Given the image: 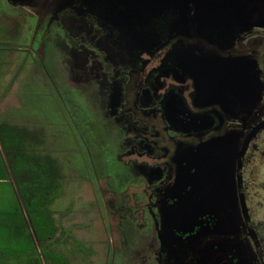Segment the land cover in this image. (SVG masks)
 Instances as JSON below:
<instances>
[{
    "label": "flooded vegetation",
    "instance_id": "1",
    "mask_svg": "<svg viewBox=\"0 0 264 264\" xmlns=\"http://www.w3.org/2000/svg\"><path fill=\"white\" fill-rule=\"evenodd\" d=\"M5 2L32 43L42 38L46 75L47 61L62 67L96 112L88 165L97 127L95 150L114 143L121 172L93 175L113 198L114 253L135 244L130 264H264V0Z\"/></svg>",
    "mask_w": 264,
    "mask_h": 264
},
{
    "label": "rangeland",
    "instance_id": "2",
    "mask_svg": "<svg viewBox=\"0 0 264 264\" xmlns=\"http://www.w3.org/2000/svg\"><path fill=\"white\" fill-rule=\"evenodd\" d=\"M7 8L5 0H0V124L8 123L24 129L26 135L30 136V140H27L29 146L35 148L38 157L49 156L59 171L57 184L55 188L52 187V196L56 194V197L39 196L35 204L42 203L41 214L37 213V210L32 212L27 204V212L33 220L40 219L41 215L44 217V209L52 210L57 217L60 234L67 236L61 237L59 234L53 240L55 259L51 264H106L109 244L112 245V250L108 256L110 259L114 256L116 258L108 264H130L128 258L133 262L135 244L133 247L127 246L122 252L114 253L120 238L117 233L112 234L118 221L111 214L107 200L113 198L110 195H101L100 189H104L106 183L100 179L95 181L93 177L102 176L105 171L121 172L112 161L114 143L109 142L112 149L108 153L105 150L101 153L95 150V145L99 148L97 141L105 135L103 127H97L92 135L93 138L96 137V144L95 139L91 142L96 167L88 165L84 141L87 133L84 127L85 115H96V112L88 109L80 93L69 89V83L64 76L67 71L63 72L62 67H58L57 71V68L47 61L51 77L46 75L42 57H39L42 55L37 56L36 53L42 38L32 43L29 35L31 30L28 33V28L25 31L24 24L18 18L5 14ZM17 13L19 16L20 13ZM28 46L32 49L31 53L35 51L37 64L28 58ZM64 66L66 67V61ZM59 90L64 93L67 104L59 98ZM107 132L117 142L116 131ZM36 162L42 160L37 158ZM263 178V175L258 176V186L264 183ZM36 187L40 189V185ZM120 202L116 201V205ZM16 204L17 200L13 198L11 210ZM262 210L264 211V208ZM104 225L108 227V233ZM54 227H57V224H54ZM129 235L138 243L132 229H129ZM66 242L70 244L67 245Z\"/></svg>",
    "mask_w": 264,
    "mask_h": 264
},
{
    "label": "trees",
    "instance_id": "3",
    "mask_svg": "<svg viewBox=\"0 0 264 264\" xmlns=\"http://www.w3.org/2000/svg\"><path fill=\"white\" fill-rule=\"evenodd\" d=\"M0 136V168H10L18 183L23 202L31 207L32 212L37 210V213L41 214L42 203L35 205L39 196L40 198L43 195L56 197V194L52 196V187L55 188V184H57L59 171L54 161L49 156L38 157L35 148L29 146L30 143L27 141L30 140V136L28 137L20 126L2 123L0 124ZM37 158L42 162L37 163ZM32 182L36 184H32ZM37 185H40L41 190L36 187ZM29 204L31 205L29 206ZM44 212V217L41 215V218L37 220H33L31 214L28 216L36 238L43 244L47 259H55L51 245L56 238L57 229L54 224H50L52 210L44 209ZM51 239L53 240L51 241ZM45 247H47L46 250Z\"/></svg>",
    "mask_w": 264,
    "mask_h": 264
},
{
    "label": "crops",
    "instance_id": "4",
    "mask_svg": "<svg viewBox=\"0 0 264 264\" xmlns=\"http://www.w3.org/2000/svg\"><path fill=\"white\" fill-rule=\"evenodd\" d=\"M13 198L17 200V204L11 210ZM56 218L52 211L50 224H57L56 235L59 236ZM60 236L67 237L64 233ZM52 260L53 258L47 259L43 244L36 238L27 205L22 200L18 183L10 168H0V264H51Z\"/></svg>",
    "mask_w": 264,
    "mask_h": 264
},
{
    "label": "water",
    "instance_id": "5",
    "mask_svg": "<svg viewBox=\"0 0 264 264\" xmlns=\"http://www.w3.org/2000/svg\"><path fill=\"white\" fill-rule=\"evenodd\" d=\"M164 224H168V219L164 216Z\"/></svg>",
    "mask_w": 264,
    "mask_h": 264
}]
</instances>
